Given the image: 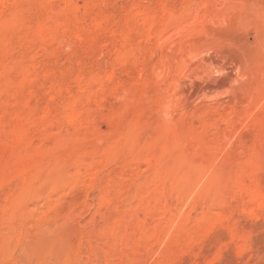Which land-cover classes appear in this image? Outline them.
Wrapping results in <instances>:
<instances>
[{"label":"rangeland","instance_id":"rangeland-1","mask_svg":"<svg viewBox=\"0 0 264 264\" xmlns=\"http://www.w3.org/2000/svg\"><path fill=\"white\" fill-rule=\"evenodd\" d=\"M1 24L0 264H264V0H0Z\"/></svg>","mask_w":264,"mask_h":264},{"label":"bare ground","instance_id":"bare-ground-1","mask_svg":"<svg viewBox=\"0 0 264 264\" xmlns=\"http://www.w3.org/2000/svg\"><path fill=\"white\" fill-rule=\"evenodd\" d=\"M68 2V1H67ZM66 3V2H65ZM65 5V4H64ZM67 5V4H66ZM68 6V5H67ZM10 22V21H9ZM12 23H13V21H11ZM10 22V24H12ZM9 25V24H8ZM1 27H0V30L2 29V24L0 25ZM13 26V25H12ZM15 26V25H14ZM18 26V25H17ZM5 27V26H4ZM10 27V26H9ZM8 27V28H9ZM56 27V26H55ZM58 27V26H57ZM16 29V28H15ZM60 29V28H59ZM3 30V29H2ZM18 30V29H17ZM42 30V29H41ZM40 30V31H41ZM39 31V30H38ZM38 32L37 34H35V38H34V40L35 41H37V40H39V41H46L47 42V39L49 40V42H50V39L49 38H51V40L53 39L54 41H55V39H58V38H60V37H58V38H56L57 36H60L61 34H59L60 33V31L58 32L57 31V29H49L48 31H45V32ZM5 31H3L2 33H4ZM7 32V31H6ZM34 32V31H33ZM33 32H32V34H33ZM1 33V34H2ZM5 35V34H4ZM34 36V35H33ZM63 37V36H62ZM61 37V38H62ZM60 38V39H61ZM59 40V39H58ZM54 41H52V43H54ZM57 41V40H56ZM59 42V41H58ZM42 43V42H41ZM27 44V43H26ZM40 45V44H39ZM47 45V44H46ZM28 46V45H27ZM45 47V46H44ZM47 47H49V46H47ZM46 47V48H47ZM44 50V49H43ZM125 57V56H124ZM123 57V58H124ZM122 60V59H121ZM123 62H124V60H123ZM122 63V62H121ZM125 63H126V61H125ZM7 83V82H6ZM6 85V84H5ZM5 85L3 86V87H5ZM19 88V87H18ZM0 90H2L1 89V87H0ZM4 91V90H3ZM1 102V101H0ZM168 105V104H167ZM6 109H4V111H5ZM14 112V111H13ZM19 112V111H18ZM16 113V112H15ZM6 113L4 112V115H5ZM2 115V114H1ZM17 115V114H16ZM11 116V115H10ZM14 116H15V114H14ZM21 123H23V122H21ZM21 128V127H20ZM19 128V129H20ZM22 129V128H21ZM1 132V131H0ZM6 132V131H5ZM17 132V131H16ZM18 132H19V130H18ZM19 133H21V131L19 132ZM2 134V133H1ZM18 148V147H17ZM20 148V147H19ZM13 149V148H12ZM149 160V159H148ZM253 188V187H252ZM248 189L250 190V187H248ZM256 189V188H255ZM248 190V191H249ZM251 193H252V190L250 191ZM255 192V191H254ZM255 195H256V193H255ZM258 196V195H257ZM259 196H262L261 194L259 195ZM260 202H261V200H260Z\"/></svg>","mask_w":264,"mask_h":264}]
</instances>
